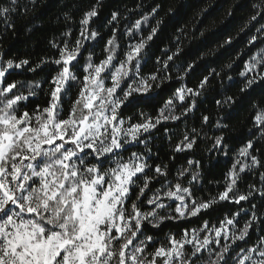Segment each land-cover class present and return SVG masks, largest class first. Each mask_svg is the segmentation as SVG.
Segmentation results:
<instances>
[{
    "label": "trees",
    "instance_id": "16d2710c",
    "mask_svg": "<svg viewBox=\"0 0 264 264\" xmlns=\"http://www.w3.org/2000/svg\"><path fill=\"white\" fill-rule=\"evenodd\" d=\"M111 58L131 65L117 119L145 129L83 160L109 183L138 169L122 214L141 262L161 264L160 250L230 223L233 241L200 254L186 245L185 264H264V0H0L3 87L22 126L39 129L56 97L57 119L69 122L91 71ZM176 188L189 191L196 215L151 206Z\"/></svg>",
    "mask_w": 264,
    "mask_h": 264
},
{
    "label": "rangeland",
    "instance_id": "374dc122",
    "mask_svg": "<svg viewBox=\"0 0 264 264\" xmlns=\"http://www.w3.org/2000/svg\"><path fill=\"white\" fill-rule=\"evenodd\" d=\"M70 64L64 85L71 78ZM127 64L117 67L111 58L93 69L73 118L67 123L57 119L56 97L37 130L15 122L14 103L6 100L11 89L3 87L6 73L0 69V217L7 216L0 221V264H149L141 262L132 225L122 214L123 198L138 169L127 166L109 183L83 160L86 152L97 159L118 152L145 129L129 127L116 116L115 95L128 77ZM189 201V191L176 188L153 198L151 206L165 210L174 205L175 214L185 219L198 213ZM233 237L228 223L214 235L200 232L185 244L175 242L156 258L161 264H185L186 245L200 254L222 249ZM239 259V264L250 261Z\"/></svg>",
    "mask_w": 264,
    "mask_h": 264
}]
</instances>
